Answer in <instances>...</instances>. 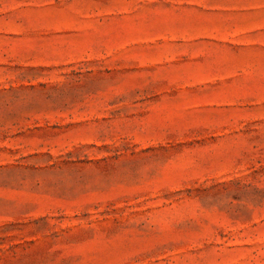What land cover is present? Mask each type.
Returning <instances> with one entry per match:
<instances>
[{"label": "rangeland", "instance_id": "rangeland-1", "mask_svg": "<svg viewBox=\"0 0 264 264\" xmlns=\"http://www.w3.org/2000/svg\"><path fill=\"white\" fill-rule=\"evenodd\" d=\"M0 264H264V0H0Z\"/></svg>", "mask_w": 264, "mask_h": 264}]
</instances>
